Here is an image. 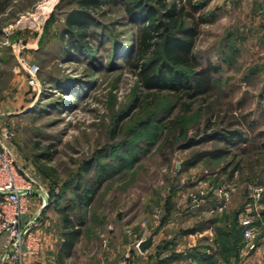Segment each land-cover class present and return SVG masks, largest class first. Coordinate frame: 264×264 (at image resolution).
<instances>
[{"label":"rangeland","instance_id":"rangeland-1","mask_svg":"<svg viewBox=\"0 0 264 264\" xmlns=\"http://www.w3.org/2000/svg\"><path fill=\"white\" fill-rule=\"evenodd\" d=\"M76 1L0 0V138L35 180L34 204L50 211L57 231L58 208L67 207L76 224L85 218L67 264H88V254L99 261L109 246L124 248L129 231L139 235L146 224L149 234L173 216L186 233L208 222L200 235L214 239L211 220L240 230L246 186H264V0H154L164 18L175 3L191 15L188 27L199 24L197 69L215 72L210 92L193 99L146 90L133 61L117 57L129 52L138 27L123 4L96 12L100 26L90 29L86 53L66 31ZM234 131L241 139L227 141ZM189 140L200 143L184 148ZM218 150L227 155L201 157ZM201 182L231 189L224 213L209 212L219 201L213 193L193 207L189 194ZM96 189L89 208L78 204L77 194ZM199 209L205 220L193 215ZM258 222L263 238L264 215ZM235 234L238 254L229 264H242L243 236ZM256 261L263 263L261 254Z\"/></svg>","mask_w":264,"mask_h":264},{"label":"trees","instance_id":"trees-1","mask_svg":"<svg viewBox=\"0 0 264 264\" xmlns=\"http://www.w3.org/2000/svg\"><path fill=\"white\" fill-rule=\"evenodd\" d=\"M159 1L77 0V9L73 10L66 19L67 34L72 36L76 44L78 43L90 55L92 51L89 49V42L91 38L95 37L94 34L91 33V35L89 33L90 29L100 26L96 18V12L107 6L117 7L123 4L126 17L132 23L137 24L138 27L136 36L132 40V44L129 45L131 49L128 50L129 47L126 48L129 52L124 51V49L116 55L119 59H126L129 62L133 61V68L138 71L137 76L141 85L148 91L171 92L177 95L186 93L190 99L206 95L211 90L212 74L215 71L212 68L208 70L197 69L199 63L194 55V48L198 34L197 26L199 24L196 23V26L188 27L185 23V18L191 17V15L184 14V9L180 11L175 3L167 9L166 17L164 18L162 11H159L160 7L156 5ZM199 21L202 23L205 22V19L202 17ZM192 72L194 73L191 74ZM242 136L241 132L234 131L230 134L227 141L240 140ZM260 137L264 139V132L260 134ZM206 140H209V137ZM199 143L200 141L189 140L184 148H191ZM226 155V151L218 150L205 152L201 154V157L220 159ZM190 165L194 166L193 163H190ZM97 190L87 193L85 196L80 193L77 194L76 200L78 204L89 208L93 203ZM57 212L61 215L65 230L62 252L66 257H69L83 235L86 221L84 217H80L76 224L67 213V207L58 208ZM239 212L237 213L238 215ZM238 215L236 218H238ZM167 221H164L163 224ZM209 223L216 227L217 237L214 244L217 248V253L207 255L206 252H196V255L201 257V264H229V256L238 254V250H235L237 245H230V236H233L235 240L236 231H238L240 237L243 236V232L240 235L241 228L239 230L235 227L236 229H234L232 234L227 227L225 229L218 227L217 220H211ZM207 224L205 221L201 227L191 232L208 229L206 227ZM239 241H241V238ZM164 263L165 261H161L160 264Z\"/></svg>","mask_w":264,"mask_h":264},{"label":"built area","instance_id":"built-area-1","mask_svg":"<svg viewBox=\"0 0 264 264\" xmlns=\"http://www.w3.org/2000/svg\"><path fill=\"white\" fill-rule=\"evenodd\" d=\"M33 83V81H32ZM4 139L9 133L3 134ZM35 180L23 169L13 152L0 138V238L5 242L6 260L22 264L25 257L34 256L41 250V240L36 230L41 225L36 215L33 196ZM196 191L189 194L194 207H204L210 194L219 198L218 204L210 209L211 214L224 213L230 202L231 189L226 186L208 188L200 183ZM245 204L239 212L238 221L243 230L244 247L242 264H256V255L261 252L264 264V237L260 238L258 221L263 216L264 186L248 184L245 190ZM140 242L136 244L140 252ZM186 262L194 261L185 254ZM116 264H133L132 253H126Z\"/></svg>","mask_w":264,"mask_h":264},{"label":"crops","instance_id":"crops-1","mask_svg":"<svg viewBox=\"0 0 264 264\" xmlns=\"http://www.w3.org/2000/svg\"><path fill=\"white\" fill-rule=\"evenodd\" d=\"M35 210L36 215L41 214L40 221L43 222H41L40 227L36 230V234L41 240V250L37 255L25 257L22 264H67L68 261H71L73 257L77 256L84 230L79 242L73 248L71 256L66 257L62 252L65 234L63 224L60 221L61 228L59 232L57 231L58 227H55L54 223L47 220L48 216H50L49 210L41 212V209L37 210L36 207ZM205 213H207L205 209L193 211V215H198L200 220L206 219ZM174 219L175 217L173 216L165 224L159 225L154 230L152 229L153 231L149 234L146 224L142 225L143 227L140 229L141 232L139 235H134L132 233L133 231H129L128 233L133 238L129 239L128 244L116 252L111 250L108 245L109 248H107L108 246L106 247L107 251H105V257L103 259L106 262H111V264H116L122 259L124 254L131 252L133 264H160L161 261H165L164 264H189L186 262L185 254H187L194 261V264H201V257L196 255V252H206L207 255L217 253V248L214 244L215 239L203 235L208 232V229L203 230L202 235H200L202 231H196L187 233L189 237H186V231L182 232L180 228L177 230V222ZM150 237L153 238V245L146 252L142 253L135 249L137 243H141ZM258 253L261 254V252ZM90 256L91 254H88L86 257H82V259H88V264L103 263L101 257L98 261L95 257L91 259L92 257ZM0 264H14L6 260L5 242L2 238H0Z\"/></svg>","mask_w":264,"mask_h":264},{"label":"water","instance_id":"water-1","mask_svg":"<svg viewBox=\"0 0 264 264\" xmlns=\"http://www.w3.org/2000/svg\"><path fill=\"white\" fill-rule=\"evenodd\" d=\"M153 245V238L150 237L149 239L142 241L140 244V251L142 253L146 252L151 246Z\"/></svg>","mask_w":264,"mask_h":264}]
</instances>
